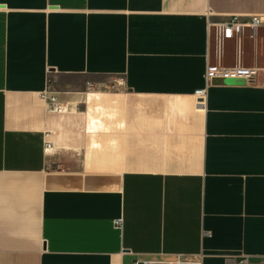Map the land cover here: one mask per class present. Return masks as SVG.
<instances>
[{
	"label": "crops",
	"instance_id": "crops-1",
	"mask_svg": "<svg viewBox=\"0 0 264 264\" xmlns=\"http://www.w3.org/2000/svg\"><path fill=\"white\" fill-rule=\"evenodd\" d=\"M232 15L264 0H0V264H264V84L196 103Z\"/></svg>",
	"mask_w": 264,
	"mask_h": 264
},
{
	"label": "built area",
	"instance_id": "built-area-1",
	"mask_svg": "<svg viewBox=\"0 0 264 264\" xmlns=\"http://www.w3.org/2000/svg\"><path fill=\"white\" fill-rule=\"evenodd\" d=\"M261 28H264V15H252L248 20H242L240 15H232L228 21L208 23L211 54L216 63L210 65L208 62L205 87L195 92L198 107L205 106L207 89L215 78L240 79L245 81V83L264 84V64L245 65L241 57L242 37L245 31L248 30L250 36L253 38L255 32ZM230 41H235L238 45L236 63L234 65H226L222 60L226 53V45ZM214 42L215 49L212 51ZM116 224L122 225V221L117 220ZM134 264H202V262L201 260H185L182 256L178 255L175 259L168 261L137 259ZM236 264H250L249 256H240Z\"/></svg>",
	"mask_w": 264,
	"mask_h": 264
},
{
	"label": "rangeland",
	"instance_id": "rangeland-1",
	"mask_svg": "<svg viewBox=\"0 0 264 264\" xmlns=\"http://www.w3.org/2000/svg\"><path fill=\"white\" fill-rule=\"evenodd\" d=\"M214 49H215V42L213 43V45H212V51H214ZM233 57V56H232ZM231 56H229V55H227V59H231L232 58ZM225 61H226V55H225Z\"/></svg>",
	"mask_w": 264,
	"mask_h": 264
}]
</instances>
